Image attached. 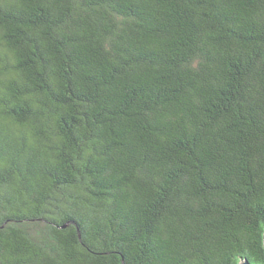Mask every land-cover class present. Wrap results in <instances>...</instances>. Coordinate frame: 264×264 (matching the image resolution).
<instances>
[{"label": "trees", "instance_id": "1", "mask_svg": "<svg viewBox=\"0 0 264 264\" xmlns=\"http://www.w3.org/2000/svg\"><path fill=\"white\" fill-rule=\"evenodd\" d=\"M264 0H0V264H264Z\"/></svg>", "mask_w": 264, "mask_h": 264}, {"label": "water", "instance_id": "2", "mask_svg": "<svg viewBox=\"0 0 264 264\" xmlns=\"http://www.w3.org/2000/svg\"><path fill=\"white\" fill-rule=\"evenodd\" d=\"M263 247H264V237H263ZM243 264H249V263H243Z\"/></svg>", "mask_w": 264, "mask_h": 264}]
</instances>
